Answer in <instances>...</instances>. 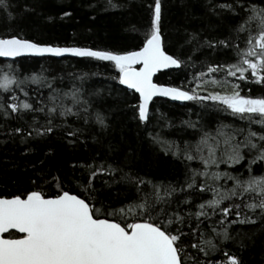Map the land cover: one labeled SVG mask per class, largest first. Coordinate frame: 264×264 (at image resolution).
<instances>
[{"label": "snow or ice", "instance_id": "1", "mask_svg": "<svg viewBox=\"0 0 264 264\" xmlns=\"http://www.w3.org/2000/svg\"><path fill=\"white\" fill-rule=\"evenodd\" d=\"M109 5L117 7L112 0H109ZM8 7L7 0H0V9L7 11ZM215 8L233 14L242 22L233 29L234 37L205 41L201 47L206 45L216 49L223 46L235 53L236 60L234 63L207 64L206 72L193 76L189 83H197L190 89L154 80L157 73L179 69L184 63L166 50L162 32L163 0H153L148 5L150 22L143 33L141 46L134 51L117 53L87 47H59L34 42L16 33L0 35V58L15 61L18 57L70 55L109 62L118 74L113 79L133 95L136 102L130 107L141 124L150 122V105L154 98L165 97L179 102L212 101L221 111L247 121L248 125L235 128L221 124L209 132L197 129L195 123L184 122L187 127L199 131V139L195 143L185 142L183 148L164 141L159 134L150 133L153 142L161 144L166 152L187 162L199 161L202 170L186 164L185 181L179 188L125 173L121 179L134 186L137 193L149 187L151 191L121 207L105 205L95 195L97 190L93 182L97 176L105 173L115 176L122 171L112 165L86 166L88 178L75 193L67 190L58 177H53L56 182L54 194L46 193L43 186L36 185V181H33L32 188L0 194V264H222L211 257L220 251L219 245L232 239L227 224L255 223L248 217L240 219L244 209L253 214L258 212L264 219V174L255 175L253 167L264 165V96L242 95L240 85L230 83L228 79L264 86V0H260L259 6L253 0H231L214 5ZM8 19H13L11 13ZM253 23L257 25L255 34L250 28ZM241 34H246L243 47L237 43ZM216 74H223V78L205 80L206 76ZM78 79L83 80L84 77ZM26 82L47 87L51 106L41 107L39 100L34 105L10 95L5 101L11 102H0V115L5 119L22 110L45 113L46 124L33 127L36 135L52 133L53 121L57 117L66 120L72 116L82 119L85 124L94 117L102 130L108 127L102 113L90 112L91 104L82 98L79 89L73 87L67 93L61 92L42 75H32L25 80L0 75V91L11 93L14 88H20L27 96L28 92L23 90ZM208 83L229 90L201 95L197 89ZM65 100H70L71 106L66 105ZM253 125H259V130H253ZM65 127L69 128V137L77 136L79 129ZM14 131L22 133L23 129ZM31 135L29 132L28 136ZM221 164L233 171L237 165L246 167L247 178L243 174L219 171ZM228 182H231V187H226ZM178 192L188 193V197L173 208ZM208 192L212 197L197 204L193 211L191 194L197 193L202 199ZM225 201L229 202L227 206ZM181 204L187 206V211L181 209ZM217 214L221 217L219 231L215 226L217 222L205 224ZM233 214L236 219L229 221ZM202 225L210 228L213 238L207 237ZM214 239L219 244L214 243ZM188 249L202 253L205 259L191 254ZM223 255L227 264H243L235 255L227 252Z\"/></svg>", "mask_w": 264, "mask_h": 264}, {"label": "trees", "instance_id": "2", "mask_svg": "<svg viewBox=\"0 0 264 264\" xmlns=\"http://www.w3.org/2000/svg\"><path fill=\"white\" fill-rule=\"evenodd\" d=\"M224 2L231 0H163L165 47L169 54L184 63L179 69L159 73L155 78L157 83L195 88L197 82H189L199 72H206L207 64L235 62V53L230 49L223 46L216 49L206 45L201 47L205 41L215 42L235 36L233 29L242 21L231 13L214 9V5ZM253 2L260 5V0ZM7 3V11L0 9V35L16 33L41 44L123 53L141 46L143 33L150 22L148 5L153 0H112L117 7L109 5V0H7ZM9 13L13 19H8ZM256 27L255 23L250 26L253 34ZM245 37L246 34H241V39L237 41L241 47L244 46ZM4 74L18 80L42 75L56 89L65 93L73 87L79 89L82 98L91 104L90 112L102 113L108 127L102 130L94 117L87 124L72 116L66 120L57 117L53 121L52 133L36 135L33 127L46 124L45 113L22 110L7 119L0 115V194L32 188L33 181L43 186L46 193L54 194L56 182L53 177H58L67 190L75 193L80 191V184L88 178L86 166L112 165L122 171L115 176L106 173L97 176L93 182L97 190L95 195L105 205L121 207L151 191L149 187L137 193L134 186L121 179L125 173L179 188L185 181L186 164L202 170L199 161L187 162L166 152L161 144L153 142L150 133L159 134L164 141L183 148L185 142L195 143L199 139L197 129L212 132L221 124L235 128L248 126L247 121L221 111L212 101L179 102L167 98L155 99L150 105V122L141 124L130 107L136 102L133 95L113 79L118 74L109 62L74 57H22L15 61L0 59V75ZM81 76L83 80L78 79ZM222 78L223 74H216L206 76L205 80ZM228 79L230 83L240 85L242 95L264 96V86ZM23 90L28 92L27 96L20 88H14L11 93L0 91V102H11L5 101V98L14 95L20 101L26 100L35 105L39 100V106H51L47 87L26 82ZM228 90L211 83L197 89L201 95ZM64 102L71 106L70 100ZM184 122L197 124V129L187 127ZM65 125L71 130L79 129L77 136L69 137V128ZM259 127L252 126L253 130H259ZM16 128L23 129V132H15ZM29 132H32L30 137ZM243 163L246 165V161ZM253 167L255 175L264 174V165ZM219 171L243 174L247 178L246 167L239 165L233 171L221 164ZM226 187H231V182ZM187 197L188 193L178 192L172 207L175 208ZM211 197V192L204 194L202 199L199 194L192 193V210L195 211L197 204ZM228 203L225 201V206ZM180 207L187 211V206L181 204ZM245 217L255 223H228L232 239L219 245L220 251L212 254V260L227 264L223 255L227 252L238 257L243 264H264V219L260 218L258 212L253 214L247 209H244L240 219ZM220 218L219 214L214 215L205 224L211 225L215 221L219 231ZM235 219L234 214L229 217V221ZM201 228L208 238H213L210 228L205 225ZM213 242L219 244L216 239ZM188 251L205 259L202 253L197 254L194 249Z\"/></svg>", "mask_w": 264, "mask_h": 264}, {"label": "water", "instance_id": "3", "mask_svg": "<svg viewBox=\"0 0 264 264\" xmlns=\"http://www.w3.org/2000/svg\"><path fill=\"white\" fill-rule=\"evenodd\" d=\"M46 45H49V44H46ZM52 46H55V45H52ZM59 47H76V46H59ZM43 57H52V56H43ZM63 57H72V56H70V55H65V56H62V57H52V58H63ZM18 58H22V57H18ZM74 58H79V57H74ZM0 59H2V60H12V59H9V58H0ZM15 59H17V58H15ZM171 69H175V68H171ZM167 70H169V69H166V70H163L162 72H164V71H167ZM162 72H160V73H162ZM158 74L159 73H157V75L154 77V80H155V78L158 76ZM156 82V81H155ZM122 86V85H121ZM122 87H124V86H122ZM125 88V87H124ZM161 98H165V97H156V98H154V100L155 99H161Z\"/></svg>", "mask_w": 264, "mask_h": 264}]
</instances>
